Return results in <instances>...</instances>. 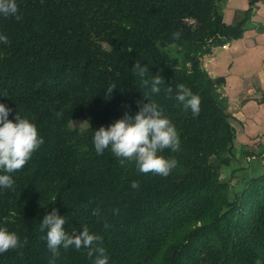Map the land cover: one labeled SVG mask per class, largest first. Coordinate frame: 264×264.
Returning <instances> with one entry per match:
<instances>
[{"label":"trees","instance_id":"1","mask_svg":"<svg viewBox=\"0 0 264 264\" xmlns=\"http://www.w3.org/2000/svg\"><path fill=\"white\" fill-rule=\"evenodd\" d=\"M258 1L233 23L219 0H17L20 21L0 16L9 40L0 42V103L45 141L12 174L13 188H0V226L28 241L0 254V264H53L39 230L53 207L67 232L86 225L103 237L108 264H264V172L230 195L220 168L233 157L235 130L221 78L202 65L213 48L242 36ZM136 60L150 69L146 78L164 80L158 94L134 74ZM179 84L200 96L198 116L175 99ZM144 93L180 136L179 151L162 153L178 162L167 177L94 148V131L125 112L134 117L149 102ZM77 118L87 125L70 127ZM59 251L54 264H94L87 249Z\"/></svg>","mask_w":264,"mask_h":264},{"label":"clouds","instance_id":"2","mask_svg":"<svg viewBox=\"0 0 264 264\" xmlns=\"http://www.w3.org/2000/svg\"><path fill=\"white\" fill-rule=\"evenodd\" d=\"M0 16L14 17L15 20L20 21L22 14L17 0H0ZM179 35L175 33L173 38L179 39ZM0 42L8 44L9 40L6 36L0 35ZM132 69L140 78L143 87L150 86L153 94L161 91L160 86L165 84L164 80L160 75L152 76L151 79L146 78L150 71L147 64L142 65L136 60ZM115 88L116 83L106 89L107 98H111ZM176 88L177 102L185 111L191 110L193 116H198L200 96L183 84L177 85ZM165 91L170 94L172 87L168 86ZM144 97L149 102L140 105L134 117L125 112L123 118L117 119L107 128L101 126L94 131V148L97 155H102L106 149H110L122 166L125 161L134 162L139 173L167 177L178 162L175 158H166L162 153L166 149L172 152L179 151L180 136L176 127L164 116L160 106L151 101L145 93ZM11 112V108L0 103V188L5 189L13 188L15 181L12 174L22 170L33 154L45 143L33 122L21 117L19 112L14 121L10 120L8 117ZM131 187L138 189L139 182L133 181ZM113 211L116 214L119 212L118 209ZM92 215L100 217L99 209L93 210ZM66 222V218L60 216L59 210L53 207L39 225V230L46 232L42 239L47 242L53 264L55 258L60 255L61 247L65 250L74 247L77 251L81 248L87 249L88 257L95 258L94 264H108L109 256L103 246V237L90 232L86 225L82 226L80 231L74 228L73 232L69 233L64 228ZM104 227L107 230L110 225L105 222ZM27 242V237L21 241L16 232L9 231L6 226H0V254L22 248Z\"/></svg>","mask_w":264,"mask_h":264},{"label":"crops","instance_id":"3","mask_svg":"<svg viewBox=\"0 0 264 264\" xmlns=\"http://www.w3.org/2000/svg\"><path fill=\"white\" fill-rule=\"evenodd\" d=\"M248 7L249 0H219L218 8L223 20L233 23ZM202 65L211 77L221 78L228 99L235 140L220 177L230 182L233 196L247 178L264 172V0L256 2L242 36L213 48Z\"/></svg>","mask_w":264,"mask_h":264},{"label":"rangeland","instance_id":"4","mask_svg":"<svg viewBox=\"0 0 264 264\" xmlns=\"http://www.w3.org/2000/svg\"><path fill=\"white\" fill-rule=\"evenodd\" d=\"M86 125L87 124H86L85 120H83L81 118L73 119L70 121V124H69L70 127H76L79 129L84 128Z\"/></svg>","mask_w":264,"mask_h":264},{"label":"built area","instance_id":"5","mask_svg":"<svg viewBox=\"0 0 264 264\" xmlns=\"http://www.w3.org/2000/svg\"><path fill=\"white\" fill-rule=\"evenodd\" d=\"M186 20H187V18H186Z\"/></svg>","mask_w":264,"mask_h":264}]
</instances>
